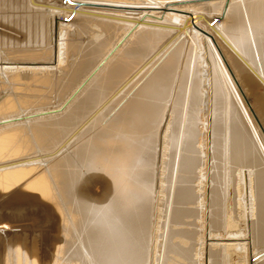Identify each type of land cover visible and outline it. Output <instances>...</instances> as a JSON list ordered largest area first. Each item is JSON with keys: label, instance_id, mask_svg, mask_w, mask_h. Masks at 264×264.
Instances as JSON below:
<instances>
[{"label": "bare ground", "instance_id": "obj_1", "mask_svg": "<svg viewBox=\"0 0 264 264\" xmlns=\"http://www.w3.org/2000/svg\"><path fill=\"white\" fill-rule=\"evenodd\" d=\"M42 1L0 0V221L54 229L0 264H264V0Z\"/></svg>", "mask_w": 264, "mask_h": 264}, {"label": "rangeland", "instance_id": "obj_2", "mask_svg": "<svg viewBox=\"0 0 264 264\" xmlns=\"http://www.w3.org/2000/svg\"><path fill=\"white\" fill-rule=\"evenodd\" d=\"M37 2L39 1V0H36ZM40 1H42V0H40ZM92 1V0H91ZM42 2H50V0L49 1H45V0H43ZM62 2L63 3H68V2H66V0H62ZM88 2H90V0H88ZM93 2V1H92ZM97 3H100V2H97ZM61 16H59L57 19V21H59V22H61V19L63 20V22L64 23H68V20H67V17L65 16V15H63L62 16V18H60ZM216 19L217 18H214L212 21L213 22H210L208 25H213L214 24V22L216 21ZM221 21V20H220ZM219 22V21H218ZM84 37H88L87 35L86 36H84ZM68 38V37H67ZM74 38V37H73ZM73 38H72V40H73ZM69 39H70V37H69ZM88 39V38H87ZM87 39L85 40V41H87ZM76 39L74 38V40L73 41H75ZM84 41V42H85ZM247 94V93H246ZM263 96V95H262ZM247 97H248V99H249V102L248 103H244L245 104V106L247 107V109L250 111V109L253 111V109H254V111L257 113V115H259V117L261 118L260 120L263 122V124H264V111H263V113H261L260 111H259V109H258V105H257V102L249 95V94H247ZM263 99H264V96H263ZM53 103V102H52ZM50 104L51 103H49V106H50ZM236 103V98H235V107H236V109H237V113L239 114V117H240V119H241V121H242V123L244 124L245 123V121H244V116H243V113H242V111H241V108L239 107V105ZM250 104V105H249ZM51 105H53V104H51ZM250 107V108H249ZM248 111V112H249ZM253 111V112H254ZM249 114H250V112H249ZM250 117H251V115H250ZM221 119H223L222 120V122H220L219 123V128L217 129V131L215 132V134H214V136H213V157H214V164H213V168L211 169L212 170V174L210 175V178H212L213 179V181H214V185H213V187L214 188H217V189H215L216 191H218V189H221V186H222V183H224L225 182V173H228V175H229V178H230V181H229V183H228V192H227V195H226V197H225V199H224V201L226 202V212L228 211H230L231 209H235V211H240V206H237V205H232V203H233V201H235V202H237V200L240 198L239 197V195H237L238 193H233V190H232V187L235 189L236 188V190L238 189V185H237V177H236V173L238 172V169H243V167H241L242 165H252V163H251V158H245V159H243V160H241L240 162H236V163H233V162H231L230 160H229V164H226L224 161H223V156L221 155V151H220V149H221V143L223 142V133H224V130L229 126V124H230V119L229 118H225V117H223V116H221ZM251 119H252V117H251ZM229 120V121H228ZM253 120V119H252ZM255 124V123H254ZM244 126H245V128H246V132H247V134L249 133V129L247 128V126H246V123L244 124ZM257 130H258V133H259V135H260V139H261V142H262V144H263V146H264V132L263 131H260V129L259 128H256ZM249 135V134H248ZM208 141V140H207ZM209 143V142H208ZM250 143V142H249ZM248 144V143H247ZM250 145V144H249ZM238 149V148H237ZM239 149H240V147H239ZM261 155H260V153L257 151H254L253 149H252V152L250 153V157H253L255 160H256V162L255 163H253V164H255L256 165V167L258 168L259 166H258V163L260 164V165H262L261 164V160H260V157ZM260 157V158H259ZM199 164V162H197V164L196 165H198ZM226 168V169H225ZM192 176V175H191ZM30 214H31V212H30ZM43 218V219H42ZM45 218L43 217V212L41 213V216L39 217V220H37V222H36V224L34 225V226H29L28 225V222H20V224H18V222L16 223L15 222V224H17V226H13L12 227V225L10 226V224H12V223H14V222H7V221H3V220H1L0 221V229H1V231H0V233H1V235H3V238L4 237H6V235H7V237L6 238H4V246H5V243H7L6 242V240L8 239V241H13V240H23V241H25L27 244H30V243H33V241H34V243L36 244V246H38L37 248H38V250L40 249V246L42 247V243H41V241H39L38 239H36L37 238V236L35 235L36 233H38L39 232V230H40V232L41 233H45L46 235L45 236H47L46 237V239H47V247H48V241H50V239L52 238L51 237V234H52V231H53V226L50 224V225H48L47 223H46V220H44ZM39 221H40V223H39ZM44 221V222H43ZM215 221H216V219H215ZM44 223V224H42V223ZM39 223V224H38ZM2 224V225H1ZM5 224H7V225H5ZM9 224V225H8ZM22 224V225H21ZM25 224H27V225H25ZM41 224V225H40ZM45 225V226H44ZM8 226V227H7ZM49 226V227H48ZM11 227V228H10ZM47 227V228H46ZM14 228V229H13ZM16 228H18L17 230H16ZM26 228V229H25ZM40 228V229H39ZM43 228V229H42ZM4 229H6V231H3ZM7 229L9 230V232H10V235H9V232L7 233ZM46 229H48V230H45ZM14 230H16V232L14 231ZM22 230H25L26 231V233H28V234H26V235H21V231ZM43 230V231H42ZM3 232V233H2ZM13 232V233H12ZM30 232L31 233H33V234H30ZM47 232V233H46ZM220 233H221V231H219ZM35 233V234H34ZM48 233L50 234V235H48ZM14 234L16 235V236H14ZM211 234H214V233H211ZM222 234V233H221ZM31 235V236H30ZM32 235H34V236H32ZM14 236V237H13ZM23 236V237H22ZM30 236V237H29ZM49 236V237H48ZM25 237V238H24ZM27 237V238H26ZM11 238V239H10ZM28 238H29V241H28ZM10 239V240H9ZM33 239V240H32ZM36 239V240H35ZM226 242V243H228L229 242V240H219V239H214V241L213 242ZM239 243H241V242H245V241H247V240H237ZM236 241V242H237ZM39 242V243H38ZM230 242H234V241H230ZM262 244V243H261ZM2 245H3V243H2ZM252 255V252H249V255H248V260H249V258L252 260V261H255L256 259H257V261H255V262H258V261H260L261 260V258H257V255L258 254H256L255 256H251Z\"/></svg>", "mask_w": 264, "mask_h": 264}]
</instances>
